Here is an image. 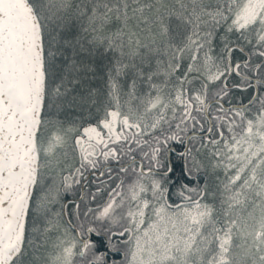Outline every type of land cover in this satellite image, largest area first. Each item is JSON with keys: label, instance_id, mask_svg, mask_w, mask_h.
Instances as JSON below:
<instances>
[{"label": "snow or ice", "instance_id": "1", "mask_svg": "<svg viewBox=\"0 0 264 264\" xmlns=\"http://www.w3.org/2000/svg\"><path fill=\"white\" fill-rule=\"evenodd\" d=\"M0 264H264V0H0Z\"/></svg>", "mask_w": 264, "mask_h": 264}]
</instances>
